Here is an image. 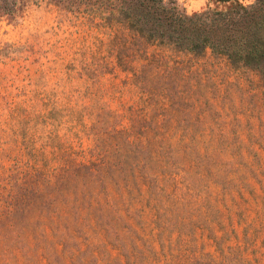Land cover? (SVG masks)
<instances>
[{"label":"rangeland","instance_id":"374dc122","mask_svg":"<svg viewBox=\"0 0 264 264\" xmlns=\"http://www.w3.org/2000/svg\"><path fill=\"white\" fill-rule=\"evenodd\" d=\"M166 3L191 15L227 5ZM90 20L42 0L0 17V188L25 193L24 182L41 181V167L62 148L88 153L99 145L96 153L109 155L111 140L99 143L92 122L105 107L126 116L125 125L133 116L166 134L169 164L152 197L169 246L195 264H264V74L210 53L159 49L162 73L172 76L155 84L157 97L119 70L94 84L81 68L92 53H107L110 30Z\"/></svg>","mask_w":264,"mask_h":264},{"label":"trees","instance_id":"16d2710c","mask_svg":"<svg viewBox=\"0 0 264 264\" xmlns=\"http://www.w3.org/2000/svg\"><path fill=\"white\" fill-rule=\"evenodd\" d=\"M42 1L79 10L93 29L110 30L107 53H92L81 68L94 84L119 70L157 97L155 84L172 76L162 73L159 49L210 53L264 74V0L247 7L240 0H217L225 9L192 15L165 0ZM39 3L0 0V17L15 18ZM162 95L169 97L167 89ZM125 119L105 107L92 119L96 140H111L109 155L97 154L99 145L88 153L62 148L41 167V181L31 176L24 182L25 193L0 188V264H195L182 248L168 245L167 223L153 205L155 184L169 164L166 134L133 116L125 125Z\"/></svg>","mask_w":264,"mask_h":264},{"label":"clouds","instance_id":"9594fccd","mask_svg":"<svg viewBox=\"0 0 264 264\" xmlns=\"http://www.w3.org/2000/svg\"><path fill=\"white\" fill-rule=\"evenodd\" d=\"M165 2H167V0H165ZM181 2H183V0H181ZM204 0H201V3H203ZM255 3V0H245V6H249L251 4H254ZM189 15H191V12H189Z\"/></svg>","mask_w":264,"mask_h":264}]
</instances>
